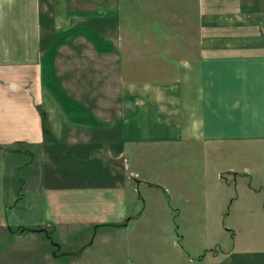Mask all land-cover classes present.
Returning a JSON list of instances; mask_svg holds the SVG:
<instances>
[{"label": "crops", "instance_id": "obj_1", "mask_svg": "<svg viewBox=\"0 0 264 264\" xmlns=\"http://www.w3.org/2000/svg\"><path fill=\"white\" fill-rule=\"evenodd\" d=\"M187 1L195 34L184 42L190 46L184 54L173 49L182 53L177 65L165 67L174 77L121 84L112 91L117 97L107 102L116 109L114 115L101 118L94 89L78 91V96L91 93L92 105L64 85L59 88L57 77L70 75L65 63L70 61L91 60L96 75L102 62H113L109 69L115 68L121 52L134 41L132 30L127 37L119 22L120 9L127 13L131 3L0 0V154L33 148L39 171L33 164L29 179L41 182L39 189L32 185L34 196L21 206L18 174L0 168V264H24L26 257L34 264H50L47 228L53 223L63 229L81 220L102 225L117 219L116 206L126 192L116 169L100 159L104 142L110 156L124 154L128 144L264 142V0ZM176 38L165 40L181 45ZM128 54L127 61L132 58ZM58 61L62 74L56 70ZM72 156V165L83 175L71 174ZM78 159H87L89 165ZM83 199L103 209L85 217L81 209L70 207ZM239 208L238 228L227 229L234 246L194 264H264V200L243 201ZM26 241L32 243L28 249L22 248Z\"/></svg>", "mask_w": 264, "mask_h": 264}, {"label": "rangeland", "instance_id": "obj_2", "mask_svg": "<svg viewBox=\"0 0 264 264\" xmlns=\"http://www.w3.org/2000/svg\"><path fill=\"white\" fill-rule=\"evenodd\" d=\"M118 1L119 6L125 2L132 5L127 13L120 9L119 22L127 37L132 30L134 41L132 46H127L129 50L121 52L115 68L109 69L113 62H102L96 75L91 60L70 61L65 62L72 70L70 75L57 77L59 88L64 85L72 95L82 101L88 99L92 105V94L78 96V91L94 89L100 96L101 118L108 117L109 113L114 115L116 109L108 108L107 102L117 97V91H112L121 84L156 81L161 75L173 78L174 73L165 67L178 64L182 53L190 48L184 42L195 34L194 13L187 7V0L181 1L180 12L179 0L176 3L173 0ZM173 24L176 29H171ZM150 36L152 44H146ZM172 36H177L175 40L182 44L168 45L165 39ZM174 48H180L182 53H175ZM126 52L132 57L128 61ZM56 65L58 74H62L61 62ZM54 112L60 115L61 110ZM105 144L99 151L100 159L116 169L117 181H121L126 192L124 202L116 206L117 219L102 225L83 224L81 220L77 226L63 229L53 223V227L47 228L50 239L46 246L53 250L50 264H194L202 257H211L216 250L227 251L234 246L233 233L227 229L238 228L239 204L243 201L257 204L264 200V142L128 144L125 155L112 156ZM31 153L33 148L20 147L18 152L0 154L1 170L13 169L18 174L16 183L24 199L21 206L29 196H34L31 192L39 189L38 183H41L29 179L33 164L39 171V159L32 158ZM73 160H76L74 156L68 162L74 170L71 174L83 175L78 172V165L73 166ZM79 160L89 163L87 159ZM79 181L82 180L76 182ZM34 183L36 188L32 189ZM7 191L4 190L5 195ZM80 203L70 207L76 212L81 209L85 217L103 209L88 199ZM10 227H14L11 221ZM31 245L28 241L22 242V248L28 249ZM24 261V264L33 262L28 257ZM36 261L40 263L39 258Z\"/></svg>", "mask_w": 264, "mask_h": 264}, {"label": "trees", "instance_id": "obj_3", "mask_svg": "<svg viewBox=\"0 0 264 264\" xmlns=\"http://www.w3.org/2000/svg\"><path fill=\"white\" fill-rule=\"evenodd\" d=\"M40 115H41V117H42L43 122L45 123V121H46V114H45V112H44L43 110H41V109H40Z\"/></svg>", "mask_w": 264, "mask_h": 264}]
</instances>
